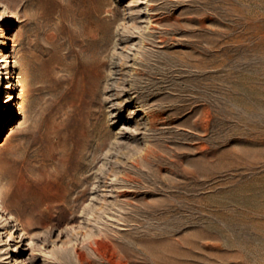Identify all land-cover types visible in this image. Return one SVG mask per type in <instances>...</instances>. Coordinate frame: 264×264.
Returning <instances> with one entry per match:
<instances>
[{
	"label": "rangeland",
	"instance_id": "rangeland-1",
	"mask_svg": "<svg viewBox=\"0 0 264 264\" xmlns=\"http://www.w3.org/2000/svg\"><path fill=\"white\" fill-rule=\"evenodd\" d=\"M0 264H264V0H0Z\"/></svg>",
	"mask_w": 264,
	"mask_h": 264
},
{
	"label": "bare ground",
	"instance_id": "bare-ground-1",
	"mask_svg": "<svg viewBox=\"0 0 264 264\" xmlns=\"http://www.w3.org/2000/svg\"><path fill=\"white\" fill-rule=\"evenodd\" d=\"M71 182H72V179L69 180V183H71ZM77 187H78V186H77ZM85 191H86V189H83V190H82V194H84ZM65 193H66V192H65ZM65 193H64V194H65ZM78 193H79V192H78ZM68 194H69V191H68ZM68 194L66 193V194L64 195V198H63L64 200H67V197H68L67 195H68ZM71 194H73V192H70V195H71ZM82 194H81V195H82ZM81 195H80V194L77 195L76 198H78V197L81 196ZM83 196H84V195H83ZM70 198H71V197H70ZM61 199H62V196H61ZM71 199H72V198H71ZM64 200H63V202H64ZM78 200H79V199H78ZM61 201H62V200H61ZM69 201H70V200H69ZM70 203H71V202H70ZM63 204H65V203H63ZM46 205H47V204H46ZM61 205H62V204H61ZM61 205H60V207H61ZM48 206H49V205H48ZM70 208H71V207H70ZM116 262H117V261H116ZM119 263H120V262H119Z\"/></svg>",
	"mask_w": 264,
	"mask_h": 264
}]
</instances>
